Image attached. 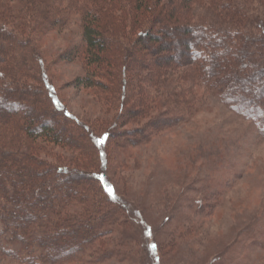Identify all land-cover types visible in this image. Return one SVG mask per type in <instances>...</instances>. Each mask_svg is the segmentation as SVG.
I'll use <instances>...</instances> for the list:
<instances>
[{"label":"trees","instance_id":"1","mask_svg":"<svg viewBox=\"0 0 264 264\" xmlns=\"http://www.w3.org/2000/svg\"><path fill=\"white\" fill-rule=\"evenodd\" d=\"M20 1L21 5L25 1V8L36 2ZM2 2L7 4L8 0H0L1 6ZM79 2L84 16V54L90 70L74 84L107 88L105 115L109 118L105 116L94 129L73 116L56 94L43 65L44 79L36 86L19 82L13 76L0 82V228L26 247L33 244L28 248L39 260L34 259L35 264H62L75 258L82 261L86 245L98 229L106 232L104 225L130 221L126 203L118 199L119 206L108 208L101 197V190L112 189L117 194L106 174L110 164L107 148L112 138L116 146L136 147L149 139L152 131L173 127L174 122L183 119L180 106L191 107L181 82L186 75L179 74L177 68L193 65L195 76L213 87L220 100L236 114L252 120L264 137V0H209L212 19L196 22L186 11L201 3L198 0ZM116 11H132L131 16L136 12L131 21L142 25L136 41L125 50V57L121 54L122 41L128 38L115 26L118 21L124 23ZM62 13L55 7L41 15L49 24L51 20L62 24ZM5 29L0 25L3 42L21 38ZM45 30L44 25L41 34ZM119 49L120 55H116ZM6 50L0 44L1 57ZM73 52L70 49L65 59H73ZM145 64L155 68H148L143 74ZM13 66L10 64L11 69ZM121 66L125 69L122 77L118 71ZM107 76L121 77L119 95L103 81ZM172 112L175 115L167 117ZM136 117L139 121H135ZM12 120L17 131L10 135L7 128ZM130 120L138 123L136 128H125ZM84 134L93 141L90 162L79 155L71 159L62 155H52L50 159L39 156L38 150L45 149L40 141L72 148L68 145ZM20 140L28 144V149H22ZM108 197L112 198L111 194ZM77 206L82 213L71 215L69 209ZM120 208L124 212L117 217ZM43 218L47 230L40 233L37 227L44 225L40 223ZM161 248L155 241L149 251ZM77 253L80 254L76 257Z\"/></svg>","mask_w":264,"mask_h":264},{"label":"rangeland","instance_id":"2","mask_svg":"<svg viewBox=\"0 0 264 264\" xmlns=\"http://www.w3.org/2000/svg\"><path fill=\"white\" fill-rule=\"evenodd\" d=\"M19 1L8 0L0 5V25L21 37L4 42L0 38V44L7 48L4 57L0 56V82L13 76L36 86L43 82L45 70L65 108L95 129L105 120V97L109 94L101 85L85 88L74 84L90 70L84 54V16L79 0H36L27 8L23 6L25 1L22 5ZM198 1L201 3L186 11L188 17L194 21L212 19L209 0ZM39 6V10L29 12ZM55 7L63 11L62 24H53L52 20L49 24L41 15ZM116 14L124 23L117 20L115 26L125 32L128 40L122 41V51L115 54L121 51L125 57V50L136 41L142 25L131 21L136 12L132 16V11ZM44 25L46 30L41 34ZM25 40L29 42L23 43ZM70 49L74 50L73 59H65ZM192 66L177 68L179 74L186 75L180 81L187 89L184 97L191 107L180 106L182 120L174 122L173 127L152 131V136L136 147L116 146L112 138L107 148L110 164L106 174L117 194L112 189L101 190V197L108 208L119 206L118 199L126 203L130 221L104 225L107 231L98 229L86 245L82 261L75 258L62 264H264V137L252 120L236 114L213 87L195 76L192 69L196 68ZM148 68L155 67L143 65V74ZM118 69L124 76L125 69ZM120 78L107 76L103 81L119 95ZM48 97L46 91L47 103ZM174 115L172 112L167 117ZM14 123L12 120L8 125L10 135L17 131ZM137 124L130 120L125 128L134 129ZM80 137L71 140L74 144L68 146L72 148L40 141L45 149L38 150L39 156L71 159L79 155L90 162L93 141L87 134ZM18 144L28 149L26 142L20 140ZM69 210L71 215L82 213L78 206ZM119 212L115 216L120 217L124 211L120 208ZM46 222L41 219L44 225L37 227L40 233L47 230ZM1 228L0 264H35L37 259L28 248L33 244L26 247ZM155 241L162 248L150 252Z\"/></svg>","mask_w":264,"mask_h":264},{"label":"snow or ice","instance_id":"3","mask_svg":"<svg viewBox=\"0 0 264 264\" xmlns=\"http://www.w3.org/2000/svg\"><path fill=\"white\" fill-rule=\"evenodd\" d=\"M101 143H103V141H101ZM110 191H111V189H110Z\"/></svg>","mask_w":264,"mask_h":264}]
</instances>
